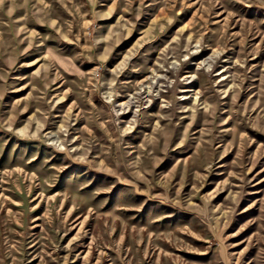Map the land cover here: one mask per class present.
Masks as SVG:
<instances>
[{"label": "rangeland", "instance_id": "374dc122", "mask_svg": "<svg viewBox=\"0 0 264 264\" xmlns=\"http://www.w3.org/2000/svg\"><path fill=\"white\" fill-rule=\"evenodd\" d=\"M0 264H264V0H0Z\"/></svg>", "mask_w": 264, "mask_h": 264}]
</instances>
